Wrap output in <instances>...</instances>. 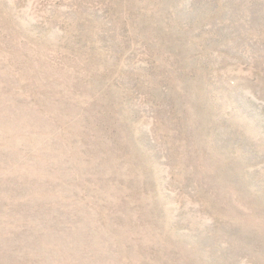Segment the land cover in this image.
Here are the masks:
<instances>
[{
    "label": "rangeland",
    "instance_id": "rangeland-1",
    "mask_svg": "<svg viewBox=\"0 0 264 264\" xmlns=\"http://www.w3.org/2000/svg\"><path fill=\"white\" fill-rule=\"evenodd\" d=\"M0 264H264V0H0Z\"/></svg>",
    "mask_w": 264,
    "mask_h": 264
}]
</instances>
